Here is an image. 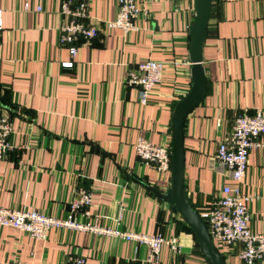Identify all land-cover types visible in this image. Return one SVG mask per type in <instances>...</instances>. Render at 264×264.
<instances>
[{"label":"crops","instance_id":"1","mask_svg":"<svg viewBox=\"0 0 264 264\" xmlns=\"http://www.w3.org/2000/svg\"><path fill=\"white\" fill-rule=\"evenodd\" d=\"M60 1L0 0V112L13 127L0 159V206L64 217L75 191L88 190L91 223L161 233L171 241L159 264H209L163 198L170 172L145 167L134 152L141 137L171 147L175 106L192 85L194 0H136L148 15L128 32L105 25L116 16L114 0H73L87 2V22L98 28L74 57L58 42ZM145 59L162 62L164 74L142 104L125 79ZM202 65L207 93L187 115L183 137L185 192L197 211L236 185L216 159L217 144L238 114L264 108V0H212ZM238 185L253 195L250 229L264 232V145L250 150ZM240 249L219 250L228 264H242ZM73 254L87 264H140L146 248L88 231L52 228L39 240L0 226V264H65Z\"/></svg>","mask_w":264,"mask_h":264},{"label":"built area","instance_id":"2","mask_svg":"<svg viewBox=\"0 0 264 264\" xmlns=\"http://www.w3.org/2000/svg\"><path fill=\"white\" fill-rule=\"evenodd\" d=\"M117 13L113 20L105 22L106 27H117L125 32L137 30L135 20L148 15V9L137 5L136 0H114ZM28 8V4L25 5ZM36 10H41L38 6ZM58 12L64 20L58 25L59 45L67 47L71 57L77 54L79 44L94 39L98 28L87 22L88 4L85 1L61 0ZM3 10L0 8V32L3 28ZM66 61L64 66H72ZM164 74L162 62L145 59L128 71L126 83L138 88L140 103L147 101V96L161 83ZM13 132L10 118L0 112V159L9 149V137ZM264 108H258L253 114H238L230 134L216 147L218 162L230 170L236 185H224L221 195L202 210L198 211L206 223L209 235L219 250L235 243L241 244L238 258L242 264L264 263V232H253L249 227L250 213L248 204L253 195L243 193L238 183L242 180L248 167L249 152L253 147L264 145ZM134 152L141 163L157 172H170L171 147L158 145L145 138H139L134 144ZM91 193L78 189L69 202L68 212L64 217L45 214L37 209H18L0 206V226L15 228L33 239H45L52 228L88 231L100 235L121 237L125 241L145 246L146 254L140 264H159L163 245L171 240L161 233L147 234L136 231H121L93 224L91 214ZM81 213L85 220L80 221ZM65 264H87L85 257L70 255Z\"/></svg>","mask_w":264,"mask_h":264},{"label":"water","instance_id":"3","mask_svg":"<svg viewBox=\"0 0 264 264\" xmlns=\"http://www.w3.org/2000/svg\"><path fill=\"white\" fill-rule=\"evenodd\" d=\"M195 16L190 29L189 59L192 85L188 93L176 104L171 119V184L163 198L172 204L195 234L199 249L210 264H228L213 243L206 223L185 192L184 184V123L187 115L203 100L207 93V78L202 65L203 46L212 10V0H194Z\"/></svg>","mask_w":264,"mask_h":264},{"label":"trees","instance_id":"4","mask_svg":"<svg viewBox=\"0 0 264 264\" xmlns=\"http://www.w3.org/2000/svg\"><path fill=\"white\" fill-rule=\"evenodd\" d=\"M176 209V208H175ZM186 223V222H185ZM187 227L190 229V231L194 234V232L192 231V229L190 228V226L186 223ZM195 235V234H194ZM198 243V242H197ZM220 251V250H219ZM221 252V251H220ZM222 253V252H221ZM204 255V254H203ZM205 257V256H204ZM206 259V257H205ZM207 260V259H206ZM207 262L210 264V262L207 260Z\"/></svg>","mask_w":264,"mask_h":264}]
</instances>
